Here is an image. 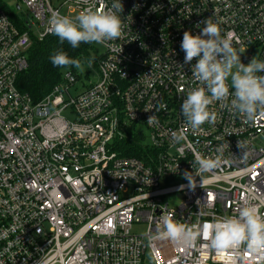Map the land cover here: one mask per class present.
Segmentation results:
<instances>
[{"label":"built area","instance_id":"built-area-1","mask_svg":"<svg viewBox=\"0 0 264 264\" xmlns=\"http://www.w3.org/2000/svg\"><path fill=\"white\" fill-rule=\"evenodd\" d=\"M19 1L23 32L0 5V264H264V250L154 239L165 216L194 231L246 204L264 217V108L248 119L214 101V122L196 130L180 114L201 87L196 58L184 63L183 33L211 21L242 64L254 51L264 60V0H120L122 36L99 44L97 81L72 94L80 79L65 71L37 103L16 87L30 35H52L53 13L107 11L112 0ZM125 140L144 161L124 154ZM197 157L220 166L200 173ZM137 225L143 235L132 233Z\"/></svg>","mask_w":264,"mask_h":264},{"label":"clouds","instance_id":"clouds-1","mask_svg":"<svg viewBox=\"0 0 264 264\" xmlns=\"http://www.w3.org/2000/svg\"><path fill=\"white\" fill-rule=\"evenodd\" d=\"M122 11L120 0H112L107 11L88 9L72 18L56 12L49 18L48 31L58 38L59 43L67 42L72 49L78 48L81 43L104 44L121 38ZM180 48L184 52L185 64L196 58L191 65V77L201 85L190 90L180 105V114L190 128L196 130L205 122H214L215 115L208 111V106L214 101L227 100L230 110L248 119L264 108V60L252 59L247 65L242 64L240 55L221 36L216 23L204 21L199 35L185 31ZM49 60L53 67L81 69V62L69 58L63 51L55 52ZM227 80H230L231 93ZM147 123L157 125L155 115L149 116ZM183 138L182 132L172 133L176 142ZM196 163L200 173L211 172L220 166L218 159L211 158L197 157ZM184 178L189 188L195 187L192 177L184 175ZM197 236L207 241L210 250L223 251L244 246L250 253L260 255L264 250V217L258 214L255 207L246 204L236 216L215 218L194 231L165 216L154 239L187 245Z\"/></svg>","mask_w":264,"mask_h":264},{"label":"trees","instance_id":"trees-1","mask_svg":"<svg viewBox=\"0 0 264 264\" xmlns=\"http://www.w3.org/2000/svg\"><path fill=\"white\" fill-rule=\"evenodd\" d=\"M0 5L18 30L20 32L25 31L26 27L16 12L12 11L2 0H0ZM57 51L65 52L69 58L80 61L81 65L91 63L93 68H95L100 57L97 55L94 43H81L78 48L72 49L67 42L59 43L58 38L54 35L47 36L41 41L30 35V46L25 53L28 66L19 75L16 87L21 93L28 94L34 103L40 101L55 85L61 82L63 72L76 73L77 69L75 68L52 66L49 57ZM124 147L127 150L124 153L125 155L144 161L145 151L143 149L136 147L134 144L132 145L126 140L122 145V148Z\"/></svg>","mask_w":264,"mask_h":264},{"label":"rangeland","instance_id":"rangeland-1","mask_svg":"<svg viewBox=\"0 0 264 264\" xmlns=\"http://www.w3.org/2000/svg\"><path fill=\"white\" fill-rule=\"evenodd\" d=\"M2 2L7 5L12 11L16 12V14L22 19L26 20L29 18V14L27 10L25 9L24 5L19 0H2ZM16 6H18V9H16ZM75 15H73L74 17ZM95 49L97 51V55L101 56L104 52L103 48L99 45H95ZM252 59L257 58V52H251L249 53ZM76 73L79 77V81L77 82L76 86L71 91L72 94H75L78 90H81L83 85L89 86L90 84H93L97 81L98 75L97 72H95L94 68L92 67L91 63H85L81 65V69H77ZM230 84V80H227ZM146 231L145 226L143 225H137L132 228V233L136 235H143Z\"/></svg>","mask_w":264,"mask_h":264},{"label":"water","instance_id":"water-1","mask_svg":"<svg viewBox=\"0 0 264 264\" xmlns=\"http://www.w3.org/2000/svg\"><path fill=\"white\" fill-rule=\"evenodd\" d=\"M16 9H18V6H16Z\"/></svg>","mask_w":264,"mask_h":264}]
</instances>
